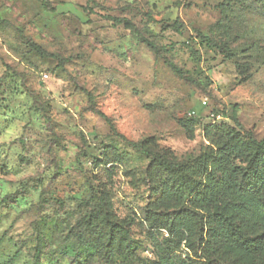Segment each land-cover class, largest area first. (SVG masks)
Listing matches in <instances>:
<instances>
[{
	"label": "rangeland",
	"instance_id": "1",
	"mask_svg": "<svg viewBox=\"0 0 264 264\" xmlns=\"http://www.w3.org/2000/svg\"><path fill=\"white\" fill-rule=\"evenodd\" d=\"M226 126L264 138V0H0V264L153 262L187 208L156 158Z\"/></svg>",
	"mask_w": 264,
	"mask_h": 264
},
{
	"label": "trees",
	"instance_id": "2",
	"mask_svg": "<svg viewBox=\"0 0 264 264\" xmlns=\"http://www.w3.org/2000/svg\"><path fill=\"white\" fill-rule=\"evenodd\" d=\"M112 21L114 26L127 22ZM143 41L157 50L150 40ZM32 47L45 56L38 46ZM170 66L180 72L174 64ZM224 130L228 142L195 166H179L161 155L156 158L160 167L176 172L179 180L165 186V198L187 208L171 216H152L157 228L166 229L171 239L155 242V260L149 264H264V138L241 134L232 126ZM202 175L203 183H190ZM112 231L121 230L114 225ZM108 241L114 244L115 238Z\"/></svg>",
	"mask_w": 264,
	"mask_h": 264
}]
</instances>
